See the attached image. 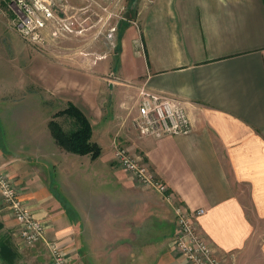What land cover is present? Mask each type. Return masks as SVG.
<instances>
[{"label":"crops","instance_id":"obj_1","mask_svg":"<svg viewBox=\"0 0 264 264\" xmlns=\"http://www.w3.org/2000/svg\"><path fill=\"white\" fill-rule=\"evenodd\" d=\"M74 1L86 11L98 4ZM135 1L128 2L118 55L100 54L99 39L84 37L95 26L91 17L81 18L75 42L49 29L43 45L48 59L66 55L55 48L61 44L75 47L87 66L92 56L97 68L107 60L117 72L112 85L121 98L106 113L93 97L73 102L89 118L101 155L63 149L50 120L37 123L19 111L14 96L7 100L16 87H2L0 169L67 264H188L175 240L177 206L205 210L194 216L196 229L225 264H264V0ZM116 55L120 69L111 66ZM143 86L182 100L193 131L142 135L136 118ZM117 145L168 187L169 198L117 161ZM0 224L17 248L20 229L1 195ZM38 247L49 259L44 243Z\"/></svg>","mask_w":264,"mask_h":264},{"label":"rangeland","instance_id":"obj_2","mask_svg":"<svg viewBox=\"0 0 264 264\" xmlns=\"http://www.w3.org/2000/svg\"><path fill=\"white\" fill-rule=\"evenodd\" d=\"M97 1L98 4L93 3L91 8L87 11L83 9L82 13L80 12L81 14L78 15L80 21L81 18L88 20L91 17L87 22L95 24L90 29L87 28L83 35L84 37L99 39L100 54L114 52L118 55L121 49L118 36L122 32V28L128 24L127 20L132 14L128 11L129 0ZM132 1L134 2H131V6H135L136 1ZM72 3L77 7L81 5L74 0ZM113 11L115 15L110 17V12ZM82 29L74 26L72 32L65 31L63 34H73L71 36L68 34V36L74 37L73 41L75 42V39L81 36L74 35L75 32H80ZM63 34L61 33L59 36H63ZM55 48L64 51L66 55L56 59H48L44 56L48 49L43 45H31L12 25V20L0 17V89L2 87H16L15 93L7 94V100L13 102L12 97L14 96L16 98L14 103L21 104L19 111L20 109L23 112L30 111V117L37 123L39 120L48 119L51 121L56 119L63 124L65 129H69L72 127V121L62 116H56V113L66 108L69 103L74 101L76 103L84 96L93 97L94 101L102 104L106 113L107 108L112 107L121 98L117 85H112V80L117 79L118 74L114 71L111 72L108 66L106 67V63L108 65L110 62L107 60L99 61L100 77L98 80V68L96 63L94 64L95 61L92 60V56L90 57V65L87 66L88 61L83 59L82 55L75 53V47L65 48L60 44ZM117 55L112 57L111 66L113 69H120ZM88 90H95L96 92L99 90L101 93L97 96L96 93H90ZM87 91L88 93H86ZM27 106H29L28 109H26ZM16 246L17 255L14 264L49 263L44 247L34 249L24 244L22 239ZM0 264L9 263L0 259Z\"/></svg>","mask_w":264,"mask_h":264},{"label":"built area","instance_id":"obj_3","mask_svg":"<svg viewBox=\"0 0 264 264\" xmlns=\"http://www.w3.org/2000/svg\"><path fill=\"white\" fill-rule=\"evenodd\" d=\"M84 8L73 6L69 0H0V17L12 20V25L28 43L42 46L48 41V31L58 37L65 31L72 32L75 26H83L79 14ZM106 9V8H105ZM73 11L72 13H70ZM81 12V13H80ZM110 12V17L114 16ZM136 125L142 135L163 136L188 134L193 131L192 121L185 103L168 94L143 86L138 100ZM117 161L130 170L138 181L169 198L168 187L149 168L134 158L128 151L117 145ZM11 177L0 169V195L3 208L11 211L20 229L24 244L34 247L44 243L49 253L48 264H67L66 253L59 243L48 238L44 222L33 214L18 195ZM205 213L198 209L189 214L182 207H175L177 218L176 243L188 264H225L212 247L198 233L194 216Z\"/></svg>","mask_w":264,"mask_h":264},{"label":"trees","instance_id":"obj_4","mask_svg":"<svg viewBox=\"0 0 264 264\" xmlns=\"http://www.w3.org/2000/svg\"><path fill=\"white\" fill-rule=\"evenodd\" d=\"M56 116H62L72 121V127L69 129H65L63 124L56 119H52L49 123L53 137L63 149L80 155L89 154L92 159L101 155L102 148L93 141L92 124L82 109L71 102L66 108L59 110ZM2 227L0 224V231ZM16 255L17 250L12 244V239L0 233V259L14 264Z\"/></svg>","mask_w":264,"mask_h":264}]
</instances>
